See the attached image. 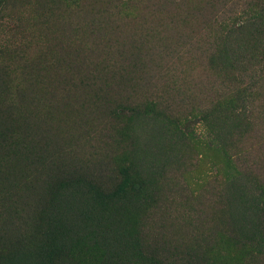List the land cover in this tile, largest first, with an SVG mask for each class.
Returning a JSON list of instances; mask_svg holds the SVG:
<instances>
[{
    "label": "rangeland",
    "instance_id": "1",
    "mask_svg": "<svg viewBox=\"0 0 264 264\" xmlns=\"http://www.w3.org/2000/svg\"><path fill=\"white\" fill-rule=\"evenodd\" d=\"M75 8L0 0V264H228L264 227V0Z\"/></svg>",
    "mask_w": 264,
    "mask_h": 264
},
{
    "label": "trees",
    "instance_id": "2",
    "mask_svg": "<svg viewBox=\"0 0 264 264\" xmlns=\"http://www.w3.org/2000/svg\"><path fill=\"white\" fill-rule=\"evenodd\" d=\"M44 3L47 7H53V9H59L61 6H65L67 3L75 6L77 9L84 5L87 13H96L98 15L107 14L109 5L114 1L123 2V0H39ZM75 8V9H76ZM5 138V135H4ZM255 211H251L248 208H242L241 211L243 219L246 217V224L248 221L256 217L255 220L264 226V205L261 207H255ZM252 238H246L244 240L245 244L241 248L235 257H230V262L228 264H263L264 262V227L263 229H258L255 225L252 227ZM256 242V244H254ZM97 245L99 242L96 240ZM254 244V245H251Z\"/></svg>",
    "mask_w": 264,
    "mask_h": 264
}]
</instances>
